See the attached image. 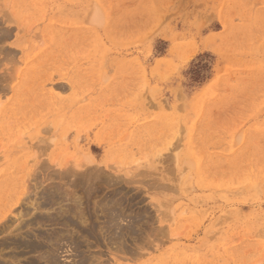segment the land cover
<instances>
[{
    "label": "rangeland",
    "instance_id": "374dc122",
    "mask_svg": "<svg viewBox=\"0 0 264 264\" xmlns=\"http://www.w3.org/2000/svg\"><path fill=\"white\" fill-rule=\"evenodd\" d=\"M3 175V263L264 264V0H0Z\"/></svg>",
    "mask_w": 264,
    "mask_h": 264
},
{
    "label": "bare ground",
    "instance_id": "6f19581e",
    "mask_svg": "<svg viewBox=\"0 0 264 264\" xmlns=\"http://www.w3.org/2000/svg\"><path fill=\"white\" fill-rule=\"evenodd\" d=\"M87 170V169H86ZM93 177V176H92ZM10 179V177L7 175H3L1 178H0V223L3 221V220H6V214L8 213V211L11 209V207L12 206H15L18 202H19V197H20V195H21V191H22V189H19V193H18V191H17V189H15V187H14V185L12 184V182L9 180ZM80 179H86V178H80ZM79 179V180H80ZM91 179V178H90ZM96 179V178H95ZM79 180H78V183H81V182H79ZM89 180V177H87V181ZM93 180V179H92ZM82 181H84L85 182V180H82ZM83 182V183H84ZM77 183V182H76ZM82 183V184H83ZM88 183V182H87ZM86 184V183H85ZM78 186H79V184H77ZM80 186H81V184H80ZM83 186V185H82ZM81 186V187H82ZM85 186V185H84ZM87 187V186H86ZM89 187V186H88ZM87 187V189H93V188H88ZM92 187V186H91ZM80 188V187H79ZM85 188V187H84ZM86 189V188H85ZM86 189V190H87ZM122 190V189H121ZM83 191V190H82ZM92 191V190H91ZM87 192H89V190L87 191ZM86 192V194H84V195H87L88 193ZM93 192V191H92ZM85 193V192H84ZM91 193V192H90ZM117 193V192H116ZM5 194H7V197L5 196ZM72 194V193H71ZM9 195V196H8ZM5 196V198H3ZM75 196V195H74ZM119 196V195H118ZM52 197V196H51ZM54 197V196H53ZM89 197V196H88ZM54 198H56V197H54ZM51 198H49V200H50ZM88 199V198H87ZM114 199V198H113ZM48 200V202H50ZM53 200V199H52ZM107 200H109L108 199V197H107ZM45 201H46V199H45ZM117 201V200H116ZM121 201V200H120ZM48 202H47V205H49V204H51V203H49L48 204ZM101 202V201H100ZM114 204V203H113ZM46 205V204H45ZM50 206V205H49ZM46 207H48V206H46ZM96 207V206H95ZM109 207V206H108ZM59 208V207H58ZM68 208V207H67ZM85 208V207H84ZM97 208H99L98 206H97ZM13 209V208H12ZM61 209V208H60ZM66 209V208H65ZM123 209V208H122ZM62 210V209H61ZM69 210V209H68ZM86 210H87V208H86ZM98 210V209H97ZM96 210V211H97ZM115 210V209H114ZM65 211V210H64ZM83 211V210H82ZM85 211V210H84ZM11 212H12V210H11ZM73 212V211H72ZM90 212V211H89ZM88 212V213H89ZM116 211H113V212H110L109 214H108V217H109V222H107L109 225H111V227L113 228V226H116L117 224V222L116 221H118L119 220V215H118V213L116 212ZM84 213V212H83ZM83 213H82V215H83ZM87 213V212H86ZM87 213V214H88ZM92 213V212H91ZM67 215V214H66ZM74 215V214H73ZM79 215V214H78ZM77 215V216H78ZM92 215V214H91ZM95 215V214H94ZM97 215H99V214H97ZM20 216V215H19ZM60 216H62V215H60ZM64 216V215H63ZM62 216V217H63ZM69 216V215H68ZM72 216V215H71ZM84 216V215H83ZM82 216V217H83ZM100 216V215H99ZM107 216V215H106ZM22 217V216H21ZM65 217V216H64ZM93 217V216H92ZM18 218H20V217H18ZM49 218V217H48ZM47 218V219H48ZM73 218V217H72ZM72 218H71V221L68 219V218H62L63 220H64V222H65V226H71V227H73L74 229L77 227L76 226V223H74V222H72ZM84 218H85V216H84ZM106 218V217H105ZM146 218V217H145ZM40 219H42L41 217H40ZM40 219H38V220H40ZM46 219V220H47ZM77 219V218H76ZM18 220V219H17ZM36 220V219H35ZM34 220V221H35ZM38 220H36V221H38ZM57 218H55V219H49L48 220V222L46 221V224L48 223L49 224V222H51V221H53L54 222V224H57L56 222H57ZM79 221L81 220V219H78ZM104 220V219H103ZM73 221H76V220H74L73 219ZM92 221V220H91ZM90 221V222H91ZM96 221V220H95ZM30 222H31V220H30ZM29 222V223H30ZM53 222H51V223H53ZM62 222V221H61ZM77 222V221H76ZM85 221H83V223H84ZM87 222V221H86ZM146 222V221H145ZM149 222V221H148ZM27 223V222H26ZM25 223V224H26ZM41 223H42V221H41ZM44 223H45V221H44ZM106 223V224H107ZM4 224V225H3ZM81 224H82V222H81ZM86 225H88V223H85ZM3 225V226H2ZM82 225H84V224H82ZM90 225V224H89ZM93 225V224H92ZM92 225H90V227H92ZM97 225V224H96ZM2 226V229L4 228V226H5V222H3L2 224H0V227ZM67 226V227H68ZM103 226V225H102ZM104 226H105V224H104ZM43 227V226H42ZM87 228H88V226H86ZM110 227V228H111ZM129 227V226H128ZM59 228V227H58ZM82 228H84L85 229V227H81L80 229H82ZM94 228V227H93ZM97 228V227H96ZM108 228V227H107ZM116 228V227H115ZM2 229H1V231H2ZM68 229H72V228H68ZM80 229H75V230H73V231H78V230H80ZM88 229H90V228H88ZM92 229V228H91ZM114 229V228H113ZM112 229V230H113ZM119 229V228H118ZM86 230V229H85ZM96 230V229H95ZM94 230V231H95ZM101 230H103L102 228H100V231ZM116 230V229H115ZM49 231V230H48ZM62 231V230H61ZM88 231V230H87ZM92 231V230H91ZM93 231V233H95L96 231H98V230H96L95 232ZM45 232V231H44ZM86 232V231H85ZM89 232V231H88ZM108 232V231H107ZM113 232H116V231H113ZM136 232V231H135ZM51 233H54V232H51ZM69 233V232H68ZM79 233H82V234H84V232L82 231V232H79ZM79 233H78V235H79ZM99 233V232H98ZM112 233V232H111ZM131 233H132V231H131ZM87 234V233H86ZM86 234H84V235H80L79 237H83L84 238V236L86 235ZM90 236H93L94 234H90V232L88 233ZM96 234V233H95ZM101 234V233H100ZM44 235V234H43ZM58 235H60L59 234V231H58ZM62 235V234H61ZM75 235H77V233L75 234ZM74 235V237H77V236H75ZM108 235V234H107ZM115 235H117V234H115ZM121 235V234H120ZM123 235V234H122ZM133 235V234H132ZM27 236V235H26ZM87 236V235H86ZM39 237V236H38ZM44 237V236H43ZM70 238L72 237V234L69 236ZM117 237V239L119 240V238H118V235L116 236ZM122 237V236H121ZM134 237H136V236H134ZM144 237V236H143ZM22 238V237H21ZM37 238V237H36ZM41 238V237H40ZM48 238H49V236H48ZM51 238H52V236H51ZM50 238V239H51ZM53 238H54V236H53ZM51 239V240H55L56 239V241H57V239L58 238H54V239ZM87 238V237H86ZM123 238V237H122ZM121 238V239H122ZM96 239V238H95ZM100 239V238H99ZM115 239V238H114ZM117 239H115L116 241H117ZM120 239V240H121ZM17 240V239H16ZM30 240V239H29ZM49 240V239H48ZM47 240V241H48ZM68 240V239H67ZM73 240H74V238H73ZM72 239H71V241H73ZM106 240V239H105ZM123 240H125V239H123ZM123 240H121L120 242L122 243L123 242ZM131 240V239H130ZM19 241V240H18ZM28 241V240H27ZM87 241V240H86ZM102 241V240H101ZM127 241V240H126ZM140 241H142V240H140ZM149 241V240H148ZM157 241V240H156ZM34 242V241H33ZM53 242V241H52ZM69 242V241H68ZM119 242V241H118ZM119 242V243H120ZM30 243V242H29ZM48 243V242H47ZM55 243H57V242H55ZM55 243H52V244H55ZM73 243V242H72ZM75 243V242H74ZM73 243V244H74ZM105 243V242H104ZM103 243V244H104ZM112 243V242H111ZM142 243V242H141ZM10 245L12 244V246L13 245H16V246H18L19 248L18 249H20V248H22V246H23V243H21V242H10L9 243ZM31 244H32V242H31ZM43 244V243H42ZM52 244H51V246H52ZM57 244H59V242L57 243ZM57 244H55V245H57ZM71 244V243H70ZM76 244V243H75ZM80 244V243H79ZM88 244V243H87ZM107 244V243H106ZM124 244V243H123ZM123 244H120V248H121V246L123 245ZM132 244V243H131ZM25 245V244H24ZM35 245V244H34ZM33 245V246H34ZM38 245V244H37ZM78 245V244H77ZM77 245H76V247H77ZM85 245V244H84ZM116 245V244H115ZM118 245V244H117ZM126 245V244H125ZM124 245V247H126ZM145 245V244H144ZM32 245H27V246H25L26 248L28 247V248H32V249H38V248H40L41 246H34L33 247ZM46 246V245H45ZM75 246V245H74ZM94 246V245H93ZM136 246V245H135ZM140 246V245H139ZM43 247H44V245H43ZM73 247V246H72ZM79 247V246H78ZM77 247V248H78ZM85 247V246H84ZM88 247V246H87ZM86 247V248H87ZM90 247V246H89ZM123 247V246H122ZM136 247H138V246H136ZM135 247V248H136ZM148 247V246H147ZM15 248V247H14ZM42 248V247H41ZM45 248V247H44ZM57 248V247H56ZM109 248V247H108ZM115 248V247H114ZM23 249H24V247H23ZM117 249H118V247H117ZM40 250V249H39ZM43 250V249H42ZM42 250H40V251H42ZM44 250H46V252L48 253H46L47 254V259H49V261H50V264H55L56 262H54V259H53V257H55V255L52 257V251H53V249H51V251H49V250H47V248H45ZM57 250V249H56ZM73 250V249H72ZM77 250V249H76ZM83 250V249H82ZM85 250V249H84ZM120 250V249H119ZM133 250V249H132ZM23 251V250H22ZM125 251V250H124ZM34 252V251H33ZM54 252H55V250H54ZM53 252V253H54ZM127 252H129V251H127ZM44 253V252H43ZM120 253V252H119ZM23 254V253H22ZM45 254V255H46ZM77 254V253H76ZM15 255V254H14ZM31 255H33V254H31ZM44 255V256H45ZM79 255V254H78ZM128 255V254H127ZM11 257H13V256H11ZM16 257V256H15ZM14 257V258H15ZM21 257V256H20ZM46 257V256H45ZM4 258V257H3ZM17 258V257H16ZM83 258V257H82ZM46 259V258H45ZM30 260V259H29ZM20 261V260H19ZM42 261H43V259H42ZM48 260H45L44 262H47ZM1 262V261H0ZM21 262V261H20ZM85 262V261H84ZM3 262H1L0 264H2ZM8 262H4L3 264H7ZM12 263V262H11ZM48 263V262H47ZM47 263H45V264H47ZM8 264H10V263H8ZM19 264V263H18ZM49 264V263H48ZM76 264H78V263H76Z\"/></svg>",
    "mask_w": 264,
    "mask_h": 264
}]
</instances>
